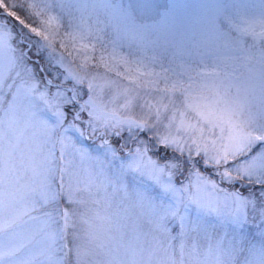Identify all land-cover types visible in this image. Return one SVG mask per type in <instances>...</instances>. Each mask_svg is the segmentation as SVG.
<instances>
[{
    "label": "snow or ice",
    "instance_id": "obj_1",
    "mask_svg": "<svg viewBox=\"0 0 264 264\" xmlns=\"http://www.w3.org/2000/svg\"><path fill=\"white\" fill-rule=\"evenodd\" d=\"M0 264H264V0H0Z\"/></svg>",
    "mask_w": 264,
    "mask_h": 264
}]
</instances>
